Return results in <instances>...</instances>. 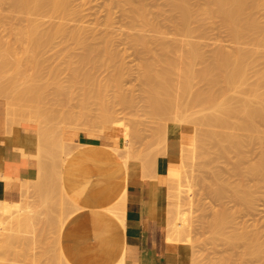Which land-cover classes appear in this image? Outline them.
<instances>
[{
  "label": "bare ground",
  "instance_id": "6f19581e",
  "mask_svg": "<svg viewBox=\"0 0 264 264\" xmlns=\"http://www.w3.org/2000/svg\"><path fill=\"white\" fill-rule=\"evenodd\" d=\"M9 1H10V5L12 9L14 10L13 12H17L21 14L23 13L25 15L23 18V22L19 23V25H16V26H14V24L12 25L8 23L9 20L8 21L4 20L0 23V99H4L6 102L5 104L6 105L5 106L6 108L5 122L7 121L6 141L12 144L18 138V135L20 132L22 131L31 132L33 133L35 137V140L31 141V145H32L31 148L35 150L36 157L38 156L39 151L43 150L46 146L47 137H50V136L53 137L52 133L51 135L49 134L50 136L49 135L47 136V134H48V131L50 130L49 126L52 120L54 119V115L57 114V111H55L53 107L47 108V106H50V105H47L46 107L44 106L46 105V103L44 102L46 101V99L47 100L50 99L52 104H55V103L60 104V108L62 109H61V112H58V114L62 113L61 117L63 118L64 122L68 121L67 124H69L70 121H73V122L75 121L76 123L78 121V124L81 123L83 125L85 122L88 123V121H90L91 125L84 124L85 126L83 125L84 128L82 129L80 128L81 124L79 126L78 124H75V126L77 125L79 129L73 128L74 126H71V129H70L69 128L70 126H69L68 128L70 130H73V132L70 133L71 138L74 137L75 140L80 138L81 134L78 132H74V131H77V129L79 131L81 129L82 132L84 131L83 134L89 139L91 138L92 139H95V138L102 139L101 135L103 134L100 135L99 131L103 130V128L101 127V130H100L99 127L106 126V128L112 129L111 127L114 124V120H113L114 118H112V111L110 108L111 107L110 105H112L111 103H113L114 100L116 99L119 104H122L124 106H131L133 104V100L129 98V96L127 97L121 92L120 79H121L122 73H121V69L119 66H116L115 68L113 67L114 68L113 71L111 70L112 72L106 77L107 79H105V82H102L101 80L102 83H100L99 80H97V77L94 75V71L91 70V69L95 70V68H97L98 66H103V65H105V68H107L106 66L109 65L110 61L108 62L107 61L108 59L105 61V59L106 57H108L107 54H109V49L107 50L106 47H102V48L100 47L96 48V46L94 48L92 46L90 47L89 46L90 44H87L89 41L85 37L82 36L84 34V32L81 33L80 31L82 27H80L81 29L74 28L66 32L65 28L60 24L58 25L55 24V26L51 25L49 26V28H47L48 26L46 27V25L41 23V25H44L46 27V28L44 27L43 29H41L42 26L40 25L39 23L40 21L38 19L36 20L26 15V14H31V13H37V14H43L44 16H49L48 13L52 14L54 12L55 13L59 12L58 14H60L61 16H66L69 14L68 13L69 0H9ZM165 1L169 6V9H170L169 13L170 12L171 14L173 13V15L170 14V16L173 17L171 20L174 21V27L176 28L178 32L182 34H184L185 32H190L189 25L191 22L201 23L202 21L203 22L206 21V19L215 17V18H219V20L222 22L224 27L231 33V36H233V38L235 39V42L240 43L241 41L248 40L250 44H253L256 47L264 46V32H262L259 22L257 21L256 18H254V16L251 13L252 9H254L258 4L261 3L260 0H257V1L255 0H204V2H201V4L199 3L196 7L190 6L188 0H165ZM129 2L130 0H122V3H125L126 5L128 4L130 6L128 8H129V13L131 15L128 13V11H126V13L130 15L129 17L131 20L130 22L132 23L131 29L136 28V27L141 29V31L142 30L152 31V29H155L156 27L154 26V23H152L151 20L148 19L149 16H147L148 13L146 12V8H144V6L140 4L131 5L129 4ZM161 12L162 11L160 10L158 11V13H161ZM166 12L168 13V11ZM84 28L85 27H83V29ZM159 33H162V32L159 31ZM59 34L64 39L65 48H67L63 51V55L66 56V58L62 57L64 60L66 59V63L61 62V61L60 62L66 65L68 64V66L70 67L69 70L71 71V72L68 71L71 74H68L63 81L59 79L58 77L59 75L58 76L55 75L56 73L55 70H58V68L55 65L48 66L49 69H50V66L55 68V70L52 69L54 70L55 73H53L52 76L50 74H49L50 76H45L46 72H45V75H44V72L43 74L41 72L43 70H39L40 73L38 72V69L40 68V65H42L43 60H40L41 64L40 62L39 64L37 62L39 58L44 57L43 59H45V56L41 57V55L44 53L43 48L47 46L48 44H50L56 38L57 35H58L57 37H59ZM162 36L163 34L161 35L159 34V36L156 35L150 38L152 44L154 43V45L158 46V52H155V51L153 52L149 48L150 41L148 40L150 39H145L146 38L145 36L140 35V34L139 35L134 34L133 36H130V42L133 43L134 46H138L142 48V51L144 53L142 55L143 57L141 56V61H139L141 63V71H139L140 72L139 78H141V90H140L141 97H142L141 102L143 103V105L142 104L141 105L142 107H144L149 117L153 119L151 121L152 123H155V121H158V123L161 122L164 125H160L161 123L159 125L165 128L164 130L159 132L160 133L159 135H157V133L160 129L158 131L157 130L155 131L156 135H154L155 132L153 134V137L157 136L155 138L154 144L158 146L160 150V154H158V157L162 159V162H159L157 164L158 169L165 170L166 168L167 175H170V174L172 175L175 173V176L176 174L178 176V174H181V173H178L180 171L179 169L184 164H188V162L189 164H191L190 162H192V159H194V157L198 154V152L209 156L211 149L214 150L213 148L215 147V150H216V146H218L220 148V149H217L218 154L222 151L220 154L222 155V153H224L223 151H225L224 153V156H225L227 152H230L229 150L225 148L232 144L231 143L232 140L234 141V142L232 141L234 145L233 144H232L233 146L231 145V147H234V150L232 151L235 152V149H236V153H240L239 156H237V158L238 157L241 158L240 160L244 159L243 153L239 151L238 147L242 148L246 144V143H243L245 138L246 139L249 138L246 132L248 131L253 132L256 130L258 131V128H264V53L263 55H260L261 54L260 53L258 57L255 56L252 59L250 56V52L253 50L250 48L245 49L243 47L242 48L236 47L234 50H231V51L229 50L225 51L223 50V48H218L217 50H215L213 54H211L209 58H205L204 54L202 53L201 49L198 48V46L195 45V46H191L190 48H184L183 46L188 44L189 43L188 41H185L184 39H179V40L174 39L175 41L174 40L166 41L164 40ZM83 38H85L87 42ZM11 41L13 44L17 45L18 49L12 46ZM71 45L75 46L73 47L75 49L79 46L82 47L80 48L81 52L79 53V55L78 56L75 55L76 58L75 56H73L74 59H72L73 58L72 52L73 54L75 52L74 51L71 52L73 48L69 49V46ZM99 52H103L102 55L104 56L106 54L105 58H103L101 55L103 60H100V59L98 60L97 57H99ZM85 62L86 63L90 62L91 67L89 63L87 64L90 67L89 70L91 71H89L88 69L87 70L85 69V71L82 72V69L84 70L83 65H85ZM197 62L201 66L199 65L198 69H195L197 67V66L195 67ZM46 65L48 64H45V66L43 64L44 68L47 71ZM62 65L60 64V66ZM67 67L65 66L64 68H67ZM60 69L61 68H59V70ZM250 69H253L252 71L255 72L254 76L257 77L256 78L257 80L256 82L253 81L255 82L256 86H254L253 84L254 87H252L250 86L251 83L249 84V88H248L249 91H248L247 81L249 80L248 70L250 72ZM57 72H60V71H57ZM252 77H249V78H252ZM252 80H249V82ZM197 83L200 84V88H198L197 91L193 90L194 93L190 95V89L192 88L193 85ZM219 83L222 84L221 88L219 87L220 86ZM21 85H24V86L20 88ZM50 86L54 88L55 90L54 89L51 90L52 88H50L51 91H49L48 89ZM197 87H199L198 84H197ZM197 87L195 86V88ZM109 88L114 89V91H112L114 93L112 97L115 98L113 102L112 100H110V97L107 96ZM230 91L231 93L233 94L237 93L240 96L236 95L234 97L233 95H231L233 96L231 97L227 94V92L229 93ZM185 94H189L187 95L186 99L184 98L186 97L184 96ZM225 95H226V98H225ZM227 95L230 98L227 97ZM72 100H75L79 106L78 107L77 104L74 103L77 106V108H79L77 112H75L70 107V101ZM90 106H95L96 110L98 111L94 115V117L90 116L89 114ZM64 107H67V108H64ZM196 108L198 109V113L200 111H205V110L206 111L208 110V113L205 112L206 114L205 115L203 114L201 116L189 115L193 117V119L190 120V117L188 118L187 115L188 113L190 114V112L194 113ZM183 112L184 113L187 112V113L183 115ZM185 115L187 116L186 117V119H188L187 121L192 123L194 127L193 126L189 127L188 125H187L188 127L186 126L185 124L186 122H183L184 121L183 118H185ZM61 117H60V122H62ZM90 118L94 120L93 121L94 123L92 122ZM96 122H97V125L98 123H100L99 127L97 125H96L97 127L92 126V123L95 124ZM59 125L61 124H58V126ZM86 125H87V128L90 126V129L88 128L90 131L92 128H94V130H92V133L93 131L98 129V133L100 137L98 136L94 137L86 133V132H89L88 129L87 131L85 130ZM202 125H205L208 128L203 127ZM222 126H226L225 128L229 127L231 129V134H227L228 132L226 130L225 131L223 130L226 134L222 132L223 133L222 135L221 133L220 134L218 133L217 128H215L216 131L213 128V127H222ZM201 127L207 128V129L206 130L201 129ZM106 128H104L105 130L104 132L107 137ZM211 128H213V130ZM179 132L181 135L182 134L183 135L177 137L175 134ZM59 133H60L59 141L64 144L63 142L64 140L61 137V133H62L61 129H60V132L58 131V134ZM96 133L97 132H95L94 134ZM136 134L137 133H135V136ZM150 135L152 137V134ZM103 139L105 138L103 137ZM226 140H228V142L230 141L231 144L226 146L225 145L226 143L224 142ZM103 141L107 142L105 140ZM151 141H153V139ZM68 142H71V141H68ZM51 143H53V141ZM222 143L224 144L225 147L222 145ZM241 143H243L244 145L242 144L243 146H241ZM107 144H108L107 146H109L110 149H112L111 150L112 153L110 152L108 153L104 149L99 150V153H101V157H102L101 160L104 161V160H109V158H111V163L109 165L120 166V168L122 169V175L119 177V181L116 182L112 190L108 189L107 185H103L100 188L95 189V187L97 186L95 179H92L91 178L92 176H86L85 174L87 173L89 174L90 171L88 170V168L87 169L83 168L80 171V174L84 176L83 180L85 179L88 180V183H87L88 185H86L88 189L87 195L89 196L88 203L78 205L73 200H70L67 197L66 192L64 191V187L60 183L58 191H60L61 193L59 192L58 195L62 194L65 199V202H67V204L63 202L64 204L62 206L63 208L62 210L68 211L66 210L67 209L66 207H65L66 209H64V205L66 204V206L68 205L67 207L69 208V211H68L69 213L67 212H66L67 214L64 213L60 209V204H62V202L61 203L58 202L56 204V208L54 206L52 209V212L48 214H44L43 218H40V214L38 213V210L35 209L34 211L28 212L25 215V217L22 219H18V218L14 219L13 225L7 230V232L3 233V240H2V244L0 245V252L2 254L5 252L7 253L9 251H13V246H14L13 244L19 240H22L25 244V247L27 248L29 246H32L36 242H40L42 236L49 229L58 230L59 229L58 226H60V224L65 219V217H67L68 214L73 216L76 213H79L80 211H82L84 208H90V209L95 208L98 211L97 212L98 217H101V218L105 217L107 219H111L112 221L116 222L117 226L120 229L123 227L124 204L125 203L123 204V202L121 201V197L124 196L123 199L125 198V181H126L127 175L129 174H139V175L141 174L142 176L141 172L143 170L141 169V165H139L140 166L139 169L141 171L133 170L134 168L132 169L130 165L134 167L136 166V164H139V162L142 164V162L139 159L141 158L140 157L141 154H144V153L141 151V154H140L138 150H132L129 156L123 162L118 163L116 161V158H117V155L121 151V147L113 148V146L111 147L109 143ZM71 145L70 147H72L74 144L72 146ZM82 145L84 147H88L87 145H84V144ZM73 147H72V150L74 149ZM149 147H151L150 143H149ZM49 148H47L46 151ZM155 149L156 147H154V150ZM22 150L23 152H27V150L29 149L27 147H24ZM157 150L158 149H156L153 152L151 151V152L154 153V152H157ZM159 150H158V153H159ZM60 151L64 152L65 150L64 151L60 150ZM68 151L66 150L65 152H68ZM60 153L61 152H59V154ZM149 153L150 152L148 151V154H146L147 155L146 157H148L151 154ZM59 154L57 153L58 156ZM154 154L157 155V153H154ZM68 155L69 154H67L66 157ZM82 155H79L80 160L78 162L84 161L82 159L84 155L83 156ZM216 155L212 154V156H216ZM240 155L242 156L240 157ZM38 157H40V154ZM38 157H37V160H38ZM216 157H220V156H216ZM47 158L49 157L47 156ZM49 159H47L48 161L44 160L48 162L47 165H49L50 162L52 164V160L50 159L51 160L50 161ZM57 159L59 158L57 157ZM206 159L208 160L209 158H206ZM44 161L40 162L39 164L37 163L38 165L36 164L37 171L33 179L24 180L22 182L21 180H19L21 184L20 191H23V190L27 192L31 191L37 195L38 194L45 195V196L48 195V197L51 196L49 194L54 188L53 185H56L59 182V181L55 182L57 181V179L59 180V177L56 178L54 176V173L50 174V176L53 175V177L56 178V180L54 179L55 181L53 180L56 184L52 185L51 180L53 179V177H51V180H49V177H50L49 173L50 171L53 170V167H52V170L50 169L48 170L47 165L43 163ZM59 161L63 163L64 159H62L61 161V158H60ZM238 161L239 160H236L234 162L236 164V166L234 164L235 167L233 168V170L235 169L234 170L235 175L236 174L238 176L243 175V177L244 176L247 177V175H251L257 181L264 178V164L258 165L257 163H255L254 165H251L250 167L246 169L242 167L245 169L243 170L244 172H242L241 171L242 168L240 170L241 164ZM54 162L55 161L53 159V163ZM95 162L97 163L100 161H98V159H95ZM193 162L195 163V161ZM237 162L239 163L238 165H237ZM62 163H60L61 166H62ZM150 163L151 162L149 161V164ZM1 164H2V157L0 156V168H1ZM58 168L56 167V169ZM59 172H60V169L58 170V176H59ZM107 173H110V172L107 171ZM178 177H181V176H178ZM161 178L162 177H160V179ZM173 178H175L176 180L177 177H173ZM215 178H218V174L215 175ZM11 179L13 180V177ZM176 181L178 185H180L178 182V179ZM176 181L172 180L171 183L169 182L168 184L169 187L167 189L168 190L170 189V191L165 189V192L167 193L168 191L169 197L171 198H175L174 195L179 189V188L176 189L177 187ZM181 181H182V177H181ZM160 183L161 181L159 182V184ZM51 185L53 187L52 190H51ZM223 185H226V184L223 183L221 186H218L215 188L214 193H213L215 198L219 199L223 195V192L226 191L225 186ZM77 186L78 184L75 185V188ZM157 187L158 186L156 185V188ZM1 189L2 188H0V191ZM236 193L237 194H235L236 195L235 200L236 198L240 199V196H241L240 194H245L244 196L245 199L248 198L246 195L248 194L247 192L246 193L236 192ZM113 195L114 197L111 198ZM162 195H164V193ZM1 196L2 195L0 193V197ZM98 198L100 201H97ZM241 198H243V196ZM64 199L62 200L64 201ZM58 200H61V199L59 198ZM152 200H156V192L153 193ZM240 200L244 201V199H240ZM240 200H237V201H240ZM1 202H2L1 203L2 205L3 204H6L7 206L11 205L10 200L4 197L2 198ZM171 202H173V200ZM60 210L62 211L61 213H60ZM162 210H163L164 224L166 226V235L164 237L166 240L170 241L169 243H165L166 250L169 253L170 262H173V263L175 262L176 264L177 260L175 259V256H170V250H171L170 246H172L173 244H172V239H171L172 235L168 231H170L169 228H171L172 231H174L173 229H175L176 231V228H177V225L179 224L178 222L180 219V218L178 219L177 217L180 214L179 209L176 211V208L175 209L170 208L169 211L171 213L176 215V212H178L179 214L177 213V216L173 215L172 217H169V218L165 217V213L167 211L166 206L163 207ZM220 215L221 217L223 216V214H220ZM220 215L218 218L214 216L217 219L210 223L211 226L215 228V230L216 229L220 230L222 228L221 227L222 225L225 226L226 222L225 220L223 221V218H227V215L226 217L223 216L222 219L220 218ZM71 216H69L68 219ZM66 221L67 220H65V222ZM40 223H41V226L37 227V225ZM177 230H178L177 231L178 233L176 234L177 239L181 242H186L188 238L185 237L186 238V241H185V238L183 237V235L180 234L182 233L179 231L180 229H177ZM219 232L221 233V231ZM239 238L240 236L237 239L239 240ZM54 240L57 242L56 237ZM56 242L54 243L56 244V247H57ZM59 243H60V240L58 238V245ZM183 244L186 245V243H183ZM180 247L184 248L185 246L182 245V246H179V248ZM57 248H59L58 257L60 258L63 255H61L62 253L60 254L61 252L60 246H58ZM58 252H57V255H58ZM55 254H56V251H55ZM58 257L57 259H59ZM63 259L66 264H72L71 261L67 259L66 257H64ZM54 260L52 259V261ZM60 260H58L59 261L58 263L63 264V262L62 261L60 262ZM0 264H8V263L0 259ZM111 264H123L122 250L120 251V253L117 255V257Z\"/></svg>",
  "mask_w": 264,
  "mask_h": 264
},
{
  "label": "rangeland",
  "instance_id": "374dc122",
  "mask_svg": "<svg viewBox=\"0 0 264 264\" xmlns=\"http://www.w3.org/2000/svg\"><path fill=\"white\" fill-rule=\"evenodd\" d=\"M255 1H257V0H255ZM188 2H189L190 6L196 7L199 3L201 4V2H204V0H188ZM260 2H261L260 3L261 5L258 4L254 9H252L251 13L254 16V18H256L257 21L259 22V25H260L262 32H264L263 31L264 30V0L263 1L260 0ZM68 4H69V11H68L69 14L66 16H61L60 14H58L59 12L58 13L54 12L52 14L48 13L49 16H44L43 14H37V13H31V14H26V15H28L30 18H33L36 20L38 19L40 21L39 22L40 25H41V23H43L44 25H46V27L48 26L47 28H49V26H51V25L55 26V24H57V25L60 24L65 28L66 32H68L71 29L82 27V29L80 28L81 29L80 31H81V33L84 32V34L82 36L85 37L89 41L87 44H90L89 45L90 47L91 46L93 48L95 46H96V48L106 47L107 50L109 49V54H107V55L109 58L111 57L110 58L111 60L108 57H106V54H105V56L102 55L103 52H99V57L96 56L98 58V60L99 59L103 60L102 57L103 58L106 57L105 61L107 59H108L107 60L108 62L110 61L109 65L106 66L107 68H105V65H103L104 68H103V66H98L97 68H95V70L94 69H91V70L94 71V75L97 77V80H99V82L102 83V82H105V79H107L106 77L113 71V69L116 66H119L121 69V73H122V76L120 79L121 92L125 96H127V97L129 96V98H131L133 100V104L131 106H124L122 104H119L117 102V100L114 97H112L114 94L112 91H114V89L109 88L107 96L110 97V100H112V102L115 99L114 102L111 103L112 105H110L111 106L110 108L112 111V118H114L113 119L114 124L111 127L112 129L106 128V126L105 127L100 126L99 125L100 123H98V125H97L98 121L95 124H93L94 120H92V118L98 112L96 110L95 106L89 107L90 108L89 114H90V116H93L90 119L93 122L92 123L93 127H95L97 125L98 127L100 126L99 127L100 130H101V127L103 128V130H101L103 133L101 131H99V132H100V135L101 134L104 135V136L101 135V138L103 139V137H104L105 139H103V140H105L107 142H104L102 139H100L102 143H104L105 145H108L107 143H109V145L111 147L113 146V148L121 147V151L117 155V158H116V161L118 163L123 162L129 156V154L131 153L132 150H138V152H140V154H141V151L144 153V154H141V156H140L141 158L139 159L142 162V164L139 162V164H136V166H134V167L130 165V167L132 169L134 168L133 170H140L139 165H141V169L143 170L141 173L145 172L144 171L145 169L148 170L149 168L154 167L157 162H162V159L158 157V154H160V150H159L158 146L156 144H154L155 138L157 136L153 137V134L156 130L158 131L160 129L157 133V135H159L160 134L159 132H161L165 128H163V126H160V125H164L161 122L158 123V121L154 120L155 123L156 122L157 123L156 124L152 123L151 121L153 119L151 117H149V115L146 113V110L144 109V107H142L143 103L141 102L142 97H141V91H140L141 90V78H139L140 77L139 71H141V63L139 61H141V56L144 53L142 51V48H140L138 46H134L133 43L130 42V36H133L134 34L135 35L140 34V35L145 36L146 37L145 39H150L153 36H156V35L159 36V34L160 35L163 34L162 37L166 41H170V40H174V39L175 40L184 39L185 41L189 42L188 44L183 46L184 48H190L191 46L196 45V46H198V48L201 49L205 58H209L211 56V54H213L215 52V50H217L218 48H223V50H225V51L234 50L236 47H241V48L243 47L245 49L250 48L253 50L250 52V56L252 59L255 56L258 57L260 53H261L260 55H263V53H264V46L256 47L255 45L250 44L248 40L241 41L240 43L235 42V39L233 38V36H231V33L224 27V25L219 20V18H215V17H211L209 19H206V21H204V22L202 21L203 23L202 22L201 23L191 22L189 25L190 32H185V33L183 32L184 34L178 32L176 30V28L174 27V21L171 20L173 17L170 16L171 12L169 13L170 9H169V6L165 0H130V2H129V4H131V5L132 4H134V5L140 4V5L144 6V8H146V12L148 13L147 16H149L148 19L151 20V22L154 23V26L156 27L155 29H152V31H150V30H146V31L142 30L141 31V29H139L137 27L131 29L132 23L130 22L131 20L129 18L131 14L129 13V8H128L130 6L128 4L126 5L125 3H122V0H69ZM159 10L162 11L163 13L162 12L158 13ZM13 11L14 10L12 9V7L10 5V1L9 0H2L0 3V23L4 20H7V21L9 20L8 23H10L12 25L14 24V26H16V25H19V23L23 22V18H24L25 14L13 12ZM126 11H128V13L130 15L128 13H126ZM166 11H168L169 14ZM125 14H127V15H125ZM158 14H160V15H158ZM171 15H173V13ZM169 18L171 21L169 20ZM44 25H41L42 26L41 29H43L45 27ZM83 27H85L84 28L85 31H84ZM156 29H157V31L159 30L162 33H159V31L157 32ZM57 36L50 44H48L47 46H45L43 48L44 53L41 55V57L45 56V59H43L44 58L43 57V58H39V60H37L38 64H39V62L41 64L40 60H43L42 65H40V68H42V69L39 68L38 72H39V70H43V71H41L42 74L44 72V75H45V72H46L45 76H50V75L52 76L53 73H55L54 72L55 68H53L52 66L55 65L58 68V70H55L57 73V74L55 73V75L56 76L59 75L58 76L59 79L61 81H63L68 74H71L70 73L71 71L69 70L70 67L68 66V64L67 65L64 64V63H66V59L64 60L62 58V57L66 58V56L63 55V51L65 49H67V48H65L64 39L60 36V34H59V37H57ZM85 38H83V39H85ZM87 40H86V42H87ZM148 41H150L149 48L153 52L154 51L158 52V46L154 45V43L152 44L151 39ZM11 44L13 47L17 48V45L13 44L12 41H11ZM73 47H75V46L71 45V46H69V49L73 48ZM80 48H82V47L79 46L76 49L73 48L71 50V52L72 51L75 52L74 54L72 52V57L75 55L76 56L79 55V53L81 52ZM101 55H102V57H101ZM76 56H75V58H76ZM61 58H62V60H61ZM72 59H74V57ZM45 61H46V63H45ZM60 61L64 62V63H61ZM111 62H112V64H111ZM87 63H89V65H90V62H87ZM87 63L85 62V65H83L84 70L82 69V72H84L85 69L89 70V68L91 67V65L89 67ZM197 63L195 65V67L197 66L195 69H198V67L200 65L199 63L198 64ZM43 64H44V66H45V64H48V65H46L47 71L44 68ZM60 64L61 65L63 64V65L60 66ZM49 65H52V66H50V69L48 67ZM64 65L66 67L68 66L69 68L68 67L64 68L65 67ZM59 68H61V69L59 70ZM52 69H54V70H52ZM49 70H51V71H49ZM91 70H89V71H91ZM252 70L253 69H250V72L248 70V73H249L248 79L249 80L253 79V80L250 82H249V80L247 81V85H248L247 90L249 88L250 83L252 84V85L250 84V86H252V87L256 86L255 82L257 80L256 79L257 77L254 76L255 72ZM57 71H60V72H57ZM68 71H70V72H68ZM251 71L253 72V74ZM249 77H252V78H249ZM101 80H102V82H101ZM253 81H255V82H253ZM199 83H201V82H199ZM199 83H197L199 87H197V84L192 86V88L190 89V95L194 93L193 90L197 91V89L200 88ZM219 84H220L219 87L221 88L222 84L221 83H219ZM253 84H254V86H253ZM23 86L24 85H21L20 88H22ZM195 86L197 88H195ZM50 88H52V87L51 86L49 87V89H48L49 91L54 89V88H52L50 90ZM193 88H195V89H193ZM227 94L229 96L233 95L234 97L236 95L237 96L239 95L237 93L233 94V93H231V91L229 93L227 92ZM187 95H189V94L184 95V96H186V97H184L185 99L187 98ZM228 95H227V97H229ZM233 96H231V97H233ZM111 98H113V99H111ZM225 98H226V95H225ZM75 99H76V97H75ZM0 101L4 105V112H5L6 102L4 99H0ZM46 101H44L46 103V105H44V106L46 107L47 105H50V106H47V108L53 107V109L55 111H57V114L54 115V119L52 120V122L49 126L50 130L48 131V134H47V136H48L49 134L51 135V133H52L53 137H51L49 135L50 137H47V142H46L45 148L43 150L39 151L38 156L40 154V157L37 156L38 161H39L38 164L40 162L50 158L52 160L53 165L51 164V162L49 163V165H47L48 160L44 161L43 163L47 165L48 170L49 169L52 170V167H53L54 171L52 170V171H50V173L48 172L49 176H50V174L54 173V176L56 178H58L59 177L58 176V170L60 169L59 166H61L60 163H62L59 161V159L61 158V161H62V159H65L64 157H66V155L69 154V151L71 152L72 147L74 145L75 146L73 148H75L78 144H79V146L82 145V144L77 142V140L79 138L77 140H75V138L74 137L71 138V135H70V133L73 132V130H70L71 126H74L73 128H78V126L81 123L79 122L80 124H78V121H77V123L75 121L74 122L70 121V123L67 124L68 121L64 122L63 118L61 117L62 113L58 114V112H61V109H62V108H60V104H56V103L52 104L50 99H48V100L46 99ZM74 103L77 104L75 100L70 101V107L75 112H77L79 109V108H77L78 104L76 106ZM64 108H67V107H64ZM196 109H195L196 113L194 112L195 114L191 113V112H190V114L188 113L187 116H188V118L190 117V120L193 119V117H191L193 115L194 116H201L203 114L205 115L206 113H208V110L207 111L206 110L200 111L198 113V109H197V111H196ZM186 113L183 112V115ZM189 115H191V116H189ZM59 116L62 118L61 119L62 122H60ZM187 116L185 115V118H183L184 119L183 122H186L185 123L186 126L187 125L189 127L193 126L192 123L187 121L188 120V119H186ZM194 118H196V117H194ZM185 119H186V121H185ZM57 123L61 124V125L58 126ZM62 123H63V125H62ZM88 123L85 122L84 124L91 125L90 121H88ZM54 124H55V126H54ZM75 124H78V126L77 125L75 126ZM153 124H155L156 126ZM83 125L82 124L80 125L81 129L84 128L85 125L84 126ZM87 125L85 127L86 131L88 128L90 129V126L87 128ZM202 126L207 127L205 125H202ZM59 127H60L61 132H62L61 137L64 140L63 141L64 144L59 141L60 140V133L58 134V131L60 132ZM157 127H158V129H157ZM203 127H201V129L206 130L208 128V127L207 128H203ZM225 127L226 126L213 127V128L215 131H216L215 128H217V131L219 134L221 133L223 135L222 132H224L225 130L228 132L227 134H231V129L229 127H227V128H225ZM51 128H52V130H51ZM104 128L107 129L106 130L107 137L105 135ZM213 128H211V129L213 130ZM223 128H225V129H223ZM78 129H77V131H74V132H78L81 135H84L83 134L84 131L82 132L81 129L78 131ZM89 129H88L89 132H86V133H88L89 135L94 136V137H96V136L100 137V135L98 133V129H96L97 131L96 130L93 131V133H92V130H94V128H92L91 131ZM95 132H97V133L94 134ZM135 133H137L136 136H135ZM239 133H241V132H239ZM246 133L249 136V138H247V139L245 138V140L243 141V143H246V144L244 145L243 143H241V146H243V145L244 146L242 148L238 147L239 151H241L243 153L244 159L240 160L241 158H239V157L237 158V156H239L240 153H236V149H235V152L232 151V150H234V147H231V145L233 144L234 141L232 140L233 142L231 141V143H232L231 144L230 141L228 142V140H226V141H224L226 144L223 142L226 146L231 144L230 146L225 148V149L230 151V152H227V150H226V152H227L226 154L228 155V153H229L228 156L226 154L224 156L225 151H223L224 153H222V155H220L222 151L218 154L217 149H220V148L218 146H216V150H215V147L213 148L214 150L211 149L209 156L198 152L199 155L197 154L194 157V159H192V162H190L191 164H189V162H188L189 165L184 164L179 169L180 171L178 173H181V174H178V176L182 177V181H181V177H178L177 174L175 176V173L172 175L171 174L167 175L166 168L164 170V177H162L161 179H158V182L161 181V185L164 186V189H167L169 187L168 184H169V182L171 183L172 180L176 181L178 179V182L180 184V185H178V183L176 181L177 187L176 186L175 187H176V189H178V188L179 189H178V191L176 190L177 192L174 195L175 198L169 197L168 191H170V189L169 190L167 189L168 191L166 193V197H167L166 200H168L170 198L171 201L173 200V202H171L169 199L168 201H166L167 204L164 205V207L166 206V210H167L165 213L166 218H169V217H172L173 215H175L169 211L170 208H172V209L176 208V211L179 209V213H180L179 214L178 212H176V215H175V216H177V213H178L179 216H177V217H178V219L180 218L179 222H178L179 224L177 225V228H176V231H175V229H173L175 232L172 231L171 228H169V229L173 233L168 231L173 236V237L171 236L173 245L170 246V248H171L170 256H175V259L177 260V261L175 260L177 262L176 264H264V178L257 181L251 175H247V177H245V176L243 177V175H240V174H239L240 176H238L237 174L235 175V173H234L235 169L233 170V168L236 166V164L234 163L236 160H239L238 162L241 164L240 170L242 167H244L246 169V168L250 167L251 165H254L255 163H257L258 165L264 164V128H258V131L257 130L253 131V132L248 131ZM54 134H55V136H54ZM150 134H152V137ZM224 134H226V133L224 132ZM247 134H246V136H247ZM154 135H156V132ZM175 135L178 137V136H182L183 134L181 135L179 132V133H176ZM152 139H153V141H151ZM52 141H53V143H51ZM68 141H71V142H68ZM68 143H70V144H68ZM149 143H150L151 147H149ZM223 143H222V145L224 146ZM71 144L72 145L74 144V145L72 146ZM70 145L72 147H70ZM153 146L159 150V153H158V150H157V152H154V153H157V155L152 153L153 151L156 150V149L154 150ZM54 147H55V149H54ZM66 147H68V148H66ZM82 147H84V146L82 145ZM47 148H49V149L46 151ZM240 148H241V150H240ZM101 149L102 148H100L99 150H101ZM60 150H63V151L69 150V151L68 152H65V151L62 152ZM148 151L151 153V154L149 153L150 157L149 156L146 157L147 156L146 154H148ZM59 152H61V153L59 154ZM214 152H215V154H214ZM47 153H49V154H47ZM51 153H53V154H51ZM57 153L59 154V156L57 155ZM62 153L64 155L65 154L66 155L64 156ZM216 153H217V155H216ZM212 154L216 155V156H220V157L212 156ZM52 155H54V156H52ZM47 156L49 158H47ZM241 156L242 155H240V157ZM53 157H55V158H53ZM57 157L59 159H57ZM200 157L202 160L200 159ZM205 157L209 158V159L207 160ZM155 158H156V160H155ZM39 159L42 161H40ZM53 159L55 161L54 162L55 164L53 163ZM56 159L58 160V162ZM74 160L79 161L80 160L79 156H76V157L74 156ZM149 161L151 162L150 164H149ZM193 161H195V163ZM238 162H237V165L239 164ZM201 163L203 166L201 165ZM192 164H193V166H192ZM234 164H235V166H234ZM55 166L57 168L58 167L59 168L56 169ZM143 166L145 167V169ZM199 166H201V167H199ZM1 168H2V166H1ZM244 168H242V170H241L242 172H244L243 171V170H245ZM1 170H0V188H1ZM216 172L218 174V178H215V175H217ZM144 176L145 175H142V177H144ZM249 176H251V177H249ZM51 177H53V175L49 177V180H51ZM55 177H53V179L51 180L52 185L56 184L55 182L59 181L58 179H57V181H55L56 180ZM173 177H177L176 180ZM150 179L152 180V182H154L153 177H150ZM173 183H175V182H173ZM223 183L226 184V185H223V186H225L226 191L224 190L225 192H223V195L219 199L215 198L214 194H213L215 188L218 186H221ZM59 184H60V182H58L56 185H53V187L55 189L51 185V190H52V188H53V190L51 191L52 193L50 192L49 195H51V196H49V197H48V195L47 196L39 195V194L37 195L31 191H28V192L24 191V190L20 191L18 197L15 200H10L11 205H9V206H7L6 204L2 205L1 201H2L3 197L2 196L0 197L1 198V200H0V205H1L0 206V245L2 244L3 233L7 232V230L13 225L14 219H16V218L22 219L25 217V215L28 212L34 211L35 209L38 210V213L40 214V218H43L44 214H48V213L52 212V209L54 206L56 208V204L58 202H60V203L62 202V204H60V209L61 210L63 209L62 208L63 204L64 203L67 204V202H65V199H64L62 194L58 195V193L60 192V191H58L59 190ZM236 192H239V193H242V192L246 193L247 192L248 194H246V195L248 198L245 199V197H244L245 194H240L241 195L240 199H244V201H241L239 198L238 199L236 198V200H235V196H236L235 194H237ZM0 193H1V191H0ZM239 193H238V195H239ZM1 195H2V193H1ZM242 196H243V198H241ZM123 197L124 196L121 197V201L124 204L125 198L123 199ZM59 198L61 200H58ZM62 199H64V201ZM237 200H240L241 202L237 201ZM152 203L155 204V200H152ZM172 203H173V205H172ZM66 204L64 205V209L67 208L66 210L69 211V208L67 207L68 205L66 206ZM61 210H60V213L63 211V210L62 211ZM68 211L64 210L63 212L69 213ZM220 212H222V213H220ZM220 214H223L224 217H226V215H227V218H223V216L221 217ZM219 215H220V218L221 219L223 218V221L225 220L226 223H225V226H223V225L221 226L222 230L221 229L215 230V228L212 227L210 223L212 221L216 220L219 217ZM69 216H71V215L68 214L67 217H65V219L62 221L60 226H58L59 232H58V230H55V229H49L42 236L40 242H36L32 246H29L28 248L25 247V244L22 240L16 241L13 244L14 245L13 251H9L7 253L5 252L3 254L0 252V259L2 261L7 262L8 264H59L58 260H60V258H61L60 262L62 261L63 264H66L64 259H63L64 258L63 256H61L60 258L58 257L59 256V252H58L59 248H57V247L59 246L58 245V238L60 236V230L62 229L65 220H68ZM214 216L217 218H215ZM40 226H41V223L37 225V227H40ZM177 229H180L179 231L182 232L180 234L183 235L184 238L185 237L188 238L187 241L185 238L186 242H181L177 239V235H176L178 233ZM219 231H221V233ZM173 234L176 236H174ZM211 235H212V237H211ZM235 236L237 238L240 236L239 240ZM55 237H56L57 242L54 240ZM174 237H175V239H174ZM230 237H232V238H230ZM233 237H235V238H233ZM226 238H227V240H226ZM176 241H178V242H176ZM54 242L57 243V247H56V244ZM169 242L170 241L165 239V243H169ZM234 242H236V243H234ZM174 243L176 246L174 245ZM183 243H186L187 246L184 245ZM182 245L185 247L179 248V246H182ZM188 247H189V249H188ZM254 247H255V249H254ZM55 251H56V254H55ZM60 251H61V248H60ZM57 252H58V255H57ZM61 253H62V251L60 252V254ZM61 255H63V254H61ZM57 257L59 259H57ZM52 259L53 260L55 259V260L52 261ZM60 264H62V263H60Z\"/></svg>",
  "mask_w": 264,
  "mask_h": 264
},
{
  "label": "crops",
  "instance_id": "0c3cea01",
  "mask_svg": "<svg viewBox=\"0 0 264 264\" xmlns=\"http://www.w3.org/2000/svg\"><path fill=\"white\" fill-rule=\"evenodd\" d=\"M5 119L4 105L0 101L1 193L4 198L15 200L20 191L19 180L22 182L35 177L38 160L35 150L31 148V141L35 140L33 133L22 131L10 144L6 141ZM77 142L89 147L78 145L71 150L60 167L59 182L64 187L67 197L82 205L89 200L86 186L88 180H83L84 176L80 174L83 168L90 171L89 174H85L86 176L95 179L97 185L95 189L107 185L110 190L119 181L122 169L120 166L109 165L111 158L101 160L99 149L102 148L108 153H112V149L100 139H89L81 135ZM24 147L29 150L23 152ZM79 155L83 156V162L74 160V156ZM95 159L100 162L96 163ZM158 163L148 170L145 169L142 173L145 178L139 174L127 175L124 221L121 229L115 221L98 217L95 208H84L71 216L60 230L59 246L63 256L72 264H111L122 250L123 264H175L170 262L165 245L166 226L162 209L166 204V192L164 186L158 182V179L164 176V170L157 167ZM150 177H153L154 182ZM154 184L158 187L156 188ZM152 192H156L155 204L152 203ZM113 197L114 195L111 198ZM97 201H100L99 198Z\"/></svg>",
  "mask_w": 264,
  "mask_h": 264
}]
</instances>
